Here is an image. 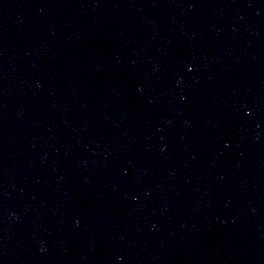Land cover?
<instances>
[{
  "label": "water",
  "instance_id": "obj_1",
  "mask_svg": "<svg viewBox=\"0 0 264 264\" xmlns=\"http://www.w3.org/2000/svg\"><path fill=\"white\" fill-rule=\"evenodd\" d=\"M0 264H264V0H0Z\"/></svg>",
  "mask_w": 264,
  "mask_h": 264
}]
</instances>
